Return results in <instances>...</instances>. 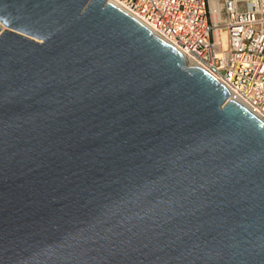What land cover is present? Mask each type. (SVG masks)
<instances>
[{
    "label": "water",
    "instance_id": "water-1",
    "mask_svg": "<svg viewBox=\"0 0 264 264\" xmlns=\"http://www.w3.org/2000/svg\"><path fill=\"white\" fill-rule=\"evenodd\" d=\"M0 264H264V121L109 0H0Z\"/></svg>",
    "mask_w": 264,
    "mask_h": 264
},
{
    "label": "built area",
    "instance_id": "built-area-1",
    "mask_svg": "<svg viewBox=\"0 0 264 264\" xmlns=\"http://www.w3.org/2000/svg\"><path fill=\"white\" fill-rule=\"evenodd\" d=\"M264 121V0H109ZM224 34L226 39H224Z\"/></svg>",
    "mask_w": 264,
    "mask_h": 264
},
{
    "label": "bare ground",
    "instance_id": "bare-ground-1",
    "mask_svg": "<svg viewBox=\"0 0 264 264\" xmlns=\"http://www.w3.org/2000/svg\"><path fill=\"white\" fill-rule=\"evenodd\" d=\"M224 39H226V35L224 34Z\"/></svg>",
    "mask_w": 264,
    "mask_h": 264
}]
</instances>
